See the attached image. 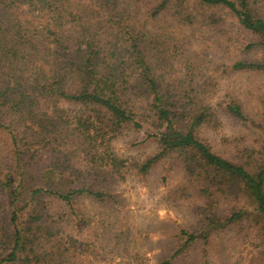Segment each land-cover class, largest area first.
I'll return each mask as SVG.
<instances>
[{"label": "trees", "instance_id": "obj_1", "mask_svg": "<svg viewBox=\"0 0 264 264\" xmlns=\"http://www.w3.org/2000/svg\"><path fill=\"white\" fill-rule=\"evenodd\" d=\"M245 73L264 0H0V264H146L121 188L178 173L198 222L155 264H264V97L218 96ZM141 131L150 153L117 151Z\"/></svg>", "mask_w": 264, "mask_h": 264}, {"label": "rangeland", "instance_id": "obj_2", "mask_svg": "<svg viewBox=\"0 0 264 264\" xmlns=\"http://www.w3.org/2000/svg\"><path fill=\"white\" fill-rule=\"evenodd\" d=\"M219 90L218 96L222 101L226 94L232 95L242 102L251 116H254L261 111L264 76L235 74L225 78L219 85ZM223 129L229 139L249 136L241 125L230 119L225 120ZM145 137L144 131L127 136L116 143L117 151L123 155L141 154L143 156V154L150 153L152 148L143 145ZM159 180L160 178L157 179L155 175L148 183L133 182L121 188L124 203L130 210V217L127 220H130L129 223L135 232V235L131 234V236L134 239L137 233L140 234L139 246L143 247L142 254L147 259L146 264H155V256L160 249L159 241L168 240V234H172L174 229L188 227L198 222L196 207L199 201L195 197L179 200L170 196L171 191L182 182L181 174L170 175L167 184ZM229 247L236 250L232 243ZM226 256L231 264H261L258 258L253 255L247 256L246 253L235 252L231 257L228 254ZM117 260L119 261L120 258Z\"/></svg>", "mask_w": 264, "mask_h": 264}]
</instances>
